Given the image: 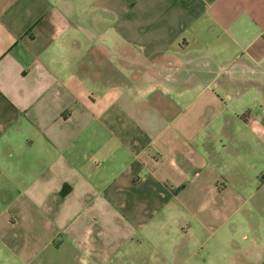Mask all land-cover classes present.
<instances>
[{
	"label": "crops",
	"instance_id": "1",
	"mask_svg": "<svg viewBox=\"0 0 264 264\" xmlns=\"http://www.w3.org/2000/svg\"><path fill=\"white\" fill-rule=\"evenodd\" d=\"M0 264H264V0H0Z\"/></svg>",
	"mask_w": 264,
	"mask_h": 264
},
{
	"label": "rangeland",
	"instance_id": "2",
	"mask_svg": "<svg viewBox=\"0 0 264 264\" xmlns=\"http://www.w3.org/2000/svg\"><path fill=\"white\" fill-rule=\"evenodd\" d=\"M118 63H120L122 66H120V64H118L119 66V70H121V68L125 69L128 74H131L132 76L135 75L136 77H141L144 75H149L150 73H153L155 75L158 74V72L160 71L159 67H156L155 65H153V63H147L144 62L140 59V57L137 55L136 52L134 51H128V55H124V57H120ZM167 70V69H165ZM247 93V92H246ZM249 94L246 95L245 97L248 98ZM256 113V112H254ZM253 113V114H254ZM15 193V192H13ZM235 231H236V242L239 243L240 247L243 248L245 247V239L243 236V231L241 228L238 227V224L236 223L235 225ZM225 242V240H224ZM214 247H217V244H213ZM222 251V249H220ZM219 249H215L214 253L215 256L214 258H221V255L219 254L221 251ZM224 253H230L232 252V246L229 244L226 247L224 246ZM219 261H217L218 263Z\"/></svg>",
	"mask_w": 264,
	"mask_h": 264
}]
</instances>
